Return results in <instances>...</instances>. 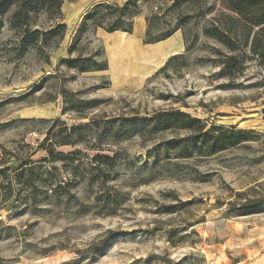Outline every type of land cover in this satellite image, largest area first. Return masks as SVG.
Masks as SVG:
<instances>
[{
	"label": "rangeland",
	"instance_id": "obj_1",
	"mask_svg": "<svg viewBox=\"0 0 264 264\" xmlns=\"http://www.w3.org/2000/svg\"><path fill=\"white\" fill-rule=\"evenodd\" d=\"M100 1L126 0H63L60 16L30 12L27 28L11 27L13 7L0 10V168H8L0 264H264V203L252 204L264 201V67L247 54L242 74L221 70L215 50L226 49L203 28L227 12L224 1L171 10L172 0H140L130 33L80 26ZM149 16L150 38L179 28L144 43ZM58 23L62 38L57 31L49 39L45 31ZM33 29L41 32L35 42ZM118 34L132 44L114 57L109 38ZM162 110L199 118L205 130L252 132L209 151L210 139L189 142L193 128L143 120ZM169 139L179 141L166 146ZM48 146L75 161H38ZM114 153L95 168L93 155ZM26 158L36 161L33 179L45 182L25 188L15 179ZM57 179L68 191L47 197L46 183ZM6 191L19 197L13 207Z\"/></svg>",
	"mask_w": 264,
	"mask_h": 264
},
{
	"label": "trees",
	"instance_id": "obj_2",
	"mask_svg": "<svg viewBox=\"0 0 264 264\" xmlns=\"http://www.w3.org/2000/svg\"><path fill=\"white\" fill-rule=\"evenodd\" d=\"M138 1L140 0H126L121 5L112 4L106 1H100L90 7L82 21L80 26L83 25L87 20L90 21L95 27H102L107 32L112 33L116 30L130 33L132 31L133 17L138 14L137 7ZM191 0H172L168 9L174 10L180 8L183 4H188ZM225 4V9L227 12H221L217 17L211 19L209 24L203 28V33L205 36L214 39L217 42H220L223 47L226 49L225 52L221 50H215L217 55H222L217 58V63L221 66V70L225 71L228 78H234L237 74H242L244 70L245 57H248L247 54L255 57L258 61V64L264 67V0H223ZM63 3V0H0V10L4 11L8 7H13V11L10 14V25L14 28H27L29 24L30 12L44 11L46 15L50 18H57L60 16V7ZM154 16L146 17V26L145 38L143 39L144 43H156L160 40L170 37L174 31H176L179 26L176 24L172 29H169L165 33L160 34V36L150 38V30L153 22ZM79 26V27H80ZM64 23H58L54 29H49L45 31V35L49 36V39L52 38L53 34H62L65 31ZM25 35H27V30H23ZM79 30L76 31L78 33ZM40 30L33 29L29 32V38L31 42H35L40 37ZM57 35V34H56ZM47 40V37H45ZM190 45H186L188 50ZM182 55V54H180ZM73 60H66L67 63H70L72 66ZM104 68V67H102ZM102 68H98L101 70ZM80 71H85L84 65H79ZM264 113V109L262 110ZM143 120L153 123L160 124L163 128L174 125L179 128L184 129H195L194 135L190 138L189 142L194 145L200 143H206L207 139H210L211 144L209 145V151H220L226 147H234L237 144L248 141V137L251 130L244 129H235L234 127L225 128L224 126L211 125L210 128L205 130V125L201 123L199 118L190 116L187 113L181 112L179 110H162V112H156L151 116L143 118ZM71 127V131L75 128ZM66 129V128H65ZM48 138L45 139V141ZM59 144H69L73 145L75 142H70L69 140H61ZM175 139H169L164 141L166 146L174 147L177 145ZM50 143H48L49 145ZM46 151V156L40 158L38 161L46 162L47 160L51 162L63 161V163L74 162L75 155L73 152L64 153L55 152L51 146L43 147ZM116 153L111 156L95 154L92 156V159L96 161L97 165L95 168H98L99 164H105L108 161H115ZM36 161H30L29 158L20 160L15 171V179L21 183L25 188L33 187L35 182H45L40 176H37V180L33 179L34 173L33 167ZM65 165V164H64ZM67 165V164H66ZM54 169V168H52ZM8 168H0V178L6 177ZM47 173L51 177H55V169ZM38 174V173H37ZM76 177L75 174H72ZM35 176V175H34ZM96 175L91 174L89 181L96 180ZM59 178V177H58ZM49 188L46 190L48 196H58L66 193L67 183L62 180H54V183L47 182ZM24 189V188H22ZM50 193H49V192ZM19 196V195H18ZM19 198V197H18ZM17 194L11 195L7 191L4 193L3 200H10L9 206L13 207L17 204L18 201ZM58 198V197H57ZM264 203V201H254Z\"/></svg>",
	"mask_w": 264,
	"mask_h": 264
},
{
	"label": "bare ground",
	"instance_id": "obj_3",
	"mask_svg": "<svg viewBox=\"0 0 264 264\" xmlns=\"http://www.w3.org/2000/svg\"><path fill=\"white\" fill-rule=\"evenodd\" d=\"M130 41L131 40L127 39L124 34H118L114 37L109 38V45L112 51V55L114 57H117L119 56V54L127 52L129 49H131L132 43Z\"/></svg>",
	"mask_w": 264,
	"mask_h": 264
},
{
	"label": "crops",
	"instance_id": "obj_4",
	"mask_svg": "<svg viewBox=\"0 0 264 264\" xmlns=\"http://www.w3.org/2000/svg\"><path fill=\"white\" fill-rule=\"evenodd\" d=\"M128 51H130V49Z\"/></svg>",
	"mask_w": 264,
	"mask_h": 264
}]
</instances>
